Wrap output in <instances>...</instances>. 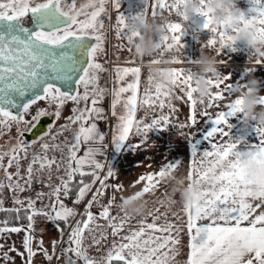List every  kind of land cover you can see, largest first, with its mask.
I'll return each mask as SVG.
<instances>
[{
	"label": "snow or ice",
	"instance_id": "1",
	"mask_svg": "<svg viewBox=\"0 0 264 264\" xmlns=\"http://www.w3.org/2000/svg\"><path fill=\"white\" fill-rule=\"evenodd\" d=\"M143 7L135 13L124 15L120 9L119 0H111L112 7L117 11L115 20V35L117 38L126 39L129 44L140 35L135 21L143 18L157 21L159 19L164 26V34L155 36L158 40L156 52L157 58L152 59L150 64H180L182 61L177 56L171 59H163L165 52L175 49L181 51L183 47L181 36L184 35V24L174 22L168 17L173 14L179 16L181 21H189L183 13L184 0H140ZM210 0H200V9L197 15L203 17V23L196 25L195 30L199 33L206 30L212 33L207 40L206 46L214 48L217 54L225 47L235 51L233 47L236 40L232 33L238 32V28H232L225 24L215 27L209 25L207 5ZM77 0H0V129L11 130L12 124L29 125L26 131H33L42 117L54 115L58 120L61 110L68 101L79 105L90 101L91 106L81 109L74 107L73 115L66 118V123L61 125L55 134L51 133L53 125L39 138L51 136L53 141L65 131H72V125H78L71 140L65 137L62 144L48 142L40 143L41 153H34L25 170L24 183H20V153L27 158V150L32 145L21 141L13 146L8 152H0V170L8 181L5 184L0 181V191L5 187L11 192H24L30 189L38 177H34L35 169L49 172L53 166L59 171L61 162H64L65 175L59 177L61 183L51 192L54 197L49 205L41 208L36 207L37 200L46 195L43 192L36 193V199L31 197L21 200L18 196L13 197V204L20 205L12 209H4L3 201L0 200V211L15 212L16 219H21L20 213L26 214L27 225L12 226L4 221L0 227L2 233L25 232L23 247L27 254L26 264H33V257L37 251L43 253L49 262L53 255L43 248V240L38 241L39 248L34 249L35 223L37 217H44L52 222L56 229L63 235L61 222L67 224L71 217L77 213L73 207L67 206L61 195L67 198L72 192L71 185L74 177L78 174L81 180L78 184L74 204L81 203L92 185L99 181V187L92 193L91 199L85 205L82 216L75 226L71 227L68 236L69 247L61 250V254L67 256L71 252L77 259L67 256L66 264H176L175 257L179 253L180 233L183 230L167 219L166 213H161L158 208L148 211L132 228L130 215L122 206L115 204V196L108 199L107 204L101 205V211L94 214L91 209L99 203L108 188L117 192L123 191L122 184H109L108 181L116 176L111 165L107 173L101 177L100 171L104 165L96 159L97 155L104 154V134L98 128L96 121L105 119L104 109L98 104L104 98L105 89L97 86L98 73L104 71L102 65L97 62V55L103 51L104 27L103 16L107 15L105 0H87L78 8ZM99 5V6H97ZM239 10L242 22L252 21L258 26V34L264 37V0H249L247 14ZM87 9H92L90 12ZM150 9V11H149ZM165 13L167 15H165ZM86 15V19H79ZM132 23L135 31H131L127 25ZM217 45H219L217 47ZM195 64V61H191ZM223 63V61H219ZM264 63V56L258 57L255 64ZM246 69V71H252ZM116 83L124 80L131 74L133 80L126 86L113 88L111 99V115L118 118V135L112 137V145L120 149L130 135L137 137L146 133L151 127H166L170 124V117L162 112L157 117L146 122L137 119V111L147 106L155 110L159 107L163 110L169 108L173 113L176 111L173 99L186 98L189 104V124L180 123L179 129L186 126L191 128L197 121V115L209 117L211 127L204 134V139L210 145V149L198 151L196 145L199 140L191 144V156L193 157L187 179L190 182L203 186V199L194 205H184L186 229L189 237L186 264H264V211L255 214L257 208L264 204V185L261 192L254 196L249 190V179L242 173V160L245 156L264 155V125H260L255 119H245L243 112L238 107V97L228 103H220L227 97L233 96L238 88L245 87L246 83H230L228 75L207 77L211 84L209 93L200 97L196 87L193 86V72L189 68L172 67L173 80L164 88L155 83V77L149 68L147 85L143 89V95L139 94L141 83L140 67L116 68ZM83 87V93L78 91ZM215 88V91L212 89ZM178 90L181 95H175ZM91 92V96H90ZM260 104L264 105V95L258 97ZM39 101H46L50 106L55 105V112L49 113L46 109H37L31 121L26 115ZM204 105L205 109L198 113L197 106ZM121 106L123 112L118 115L117 106ZM213 107L224 110L210 113L208 109ZM238 114H242L238 116ZM214 117V118H212ZM238 118L241 122V134L233 136L231 118ZM35 121L36 123H32ZM255 121V124L251 123ZM248 129H251L258 137L257 143H249L246 138ZM134 130V132H133ZM18 135L23 131L17 127ZM184 135L183 133H181ZM219 138V140H217ZM33 141L32 143H37ZM142 142V141H141ZM82 144H99L100 147H88L83 155H78ZM61 153L59 161L56 156L49 158V149ZM65 148L67 152L65 153ZM199 155V159L196 157ZM8 157L7 165L3 163L4 157ZM88 165L90 171H84ZM180 162L166 163L155 173L141 174L137 183H143L140 191L132 196H144L153 192L161 182V177L166 170H175ZM15 166L14 173L8 169ZM211 173L215 177V183L207 184V178ZM92 176L90 183H85L83 177ZM15 177V179H14ZM49 186L50 185H46ZM125 197L121 196V201ZM251 200L259 199L261 203L253 204ZM161 205L164 201L159 202ZM119 208L120 212L112 214V209ZM122 213V215L120 214ZM173 215H176L173 213ZM151 218V222L148 219ZM102 219L105 223L101 226L97 223ZM163 219V223L159 221ZM246 222V226L244 225ZM129 225L127 235H121L125 225ZM106 229H110L113 237L106 253L99 257H92L88 249L92 245L102 246L109 235ZM86 233L91 239V244L85 245ZM119 236L120 239L115 238ZM3 245H0L2 248ZM53 254L55 253L56 241H52ZM9 251H17L15 247ZM25 253L18 255L24 256ZM4 259H10L8 253H3Z\"/></svg>",
	"mask_w": 264,
	"mask_h": 264
},
{
	"label": "crops",
	"instance_id": "2",
	"mask_svg": "<svg viewBox=\"0 0 264 264\" xmlns=\"http://www.w3.org/2000/svg\"><path fill=\"white\" fill-rule=\"evenodd\" d=\"M86 3L87 0H77V3ZM120 2V11L124 15H129L140 10L143 5L140 3V0H119ZM235 5L240 10L244 11L247 14V10L249 8V0H235ZM92 9H87V11ZM88 11V12H89ZM115 13V17L118 14L114 9L112 10ZM150 11V9H149ZM113 13V12H112ZM165 15H167L165 13ZM85 16V15H83ZM112 16V15H111ZM172 21L181 22L184 24V35L181 36V43L183 47L180 52H177L175 49L169 50L165 52L163 59L169 60L172 56H177L182 63L180 64H164L160 63V67H179V68H189L192 70L193 74H201L200 66L195 63H191V61H197V59L202 55H208L210 57H214L216 60V68L217 71L221 73V75H228L230 77V83H246L249 76H254L260 81V95H264V63L255 64V61L258 57L251 55L250 49L243 41H236L234 44L235 51L230 48H223L219 54L215 51L214 48H209L206 46L207 40L212 37V33L201 30L199 33L196 32V25L203 23V17L199 15L194 16V20L196 25L193 24L192 20L189 21H181V18L176 15H172L168 17ZM157 23H161L159 19L156 21ZM112 42L114 46L110 47V55H107V64L110 67H114L112 70H108L107 66L104 69V89L105 94L104 98L98 104L99 107L104 109L105 119L96 121L98 124V128L105 136V140L103 142L107 147L104 148L103 155H97L96 159H98L103 165L104 168L100 171V176L103 177L107 171L109 164L116 172V176L114 178L109 179V184H122L123 191L117 192L113 188H108L105 192V195L100 198L99 203L95 204L91 211L94 214H97L101 211V205L107 204L108 199L115 196V204L119 205L121 203V196L129 197L134 193L140 191L143 187V183H137L134 187L130 186L133 182L137 181L141 174L147 173H155L161 166L166 163H176L180 162V165L173 170V174L176 179L174 180H164L161 179L158 187L151 193L145 194L143 196V200L147 202L146 211L143 215L133 216V219L130 221V225L132 228L137 226V222L144 216L148 211H152L156 208L159 209L161 213L167 214V219L169 222L182 227L183 230L180 233V245H179V253L175 257L176 264H186L188 249V241L189 237L187 234V229L185 227L187 217L183 212V200L181 197V187H186L190 181L187 179L188 172L190 170V166L193 160L191 156V144L190 141L194 142L195 140H199L200 143L196 145L198 151H204L208 148L210 149V145L204 139V134L211 127V121L209 117L197 115V121L191 128L185 127L183 129H179L178 125L180 123L189 124L188 116L190 114L189 104L186 102V98L182 99H173L172 103L176 109L173 113L169 108L165 107L161 110L159 107H156L155 110L148 109L147 106L144 108H140L137 111V119L144 120L146 122H151L152 119L157 118L161 112L164 115L170 117V124L166 127H151L146 133L137 137L134 134L130 135L129 140L126 141L123 145H121L120 149L117 150L114 145H112V137L114 134L118 135L117 124L118 118L113 117L111 115V99H112V90L113 88H119L121 86H126L127 83H131L133 77L131 74L125 76L124 80L116 83V68H124V67H140L141 68V83L139 87V94L143 95V89L147 85V76L149 72V65L152 59L157 58L158 53L154 52L151 56L139 57L138 59H134L133 54L135 49L133 47V43L129 44L126 39L117 38V36L113 35ZM219 45H217L218 47ZM110 58H109V57ZM219 61H223V63H219ZM252 71H246V69H252ZM206 77L213 76L211 73L204 74ZM195 86V83L193 84ZM216 89L213 88L212 91ZM175 95H181L178 90L174 91ZM198 95V94H197ZM239 93H234L233 96L227 97L224 101L220 103H228L231 102L232 99L238 97ZM260 107L258 106V110ZM198 113L204 111L205 106L199 105L197 106ZM224 110L221 108L213 107L208 109L210 113H215L216 111ZM118 115L123 112L121 106H117L116 109ZM242 114H238L240 116ZM214 118V117H212ZM230 122L233 124V128L231 129V134L233 136H237L241 134V122L238 118H231ZM257 122V121H256ZM251 123L255 124V121ZM258 123V122H257ZM134 132V130H133ZM183 133L184 135H182ZM246 138L249 143H257L258 137L255 136V133L248 129L246 133ZM219 140V138H217ZM142 141V142H141ZM99 144L85 145L82 144L80 146V151L78 155H83V152L87 150L88 147H100ZM199 155L196 159H199ZM84 171H90L88 165L84 166ZM92 176L84 181L85 183H90L92 181ZM183 181V185L178 184L177 181ZM99 181L96 184L92 185L91 190L87 193L84 200L79 204H74L73 201L76 197V192L78 187L74 193V197L67 206L73 207L76 209L83 205L82 214L84 213L85 205L88 200L91 199L92 193L96 191L99 187ZM250 202L255 206L256 204L261 203L259 199L251 200ZM164 201V204L161 205L159 202ZM54 201V200H53ZM260 211H264V204L261 205L260 208H257L255 214H259ZM119 208L114 207L112 209V214L116 215L119 213ZM175 213L176 215H173ZM79 220H82L86 217L82 216ZM122 215V213H120ZM73 218L71 217L67 223V237L63 238V240L59 243L58 240L61 237V233L56 229L55 225L46 220L44 217H37L35 223V232L34 239L32 241L33 248L38 249L39 244L38 241L43 240V248L46 249L50 255H53L52 260L49 262L45 259L42 252L37 251V254L33 257V264H66L67 256H71L73 259H77L71 252L67 254V256L61 254V250L69 247L68 244V236L71 231V227L75 226L76 222H73ZM148 222H151V218L148 219ZM163 223V219L159 221ZM97 223L101 226L104 225V221L102 219H98ZM64 224V223H63ZM26 224H13L8 225L12 226H24ZM66 225V224H65ZM4 225H0L3 227ZM246 226V222L244 225ZM129 230V225H125V228L122 229L121 235H127ZM106 232L109 233L107 239L103 242L102 246L92 245L88 249V254L92 257L99 258L103 256L107 249L110 247L113 237L110 235V229H106ZM25 232L20 233H2L0 234V245H3L0 248V264H26L27 254L25 253V249L23 247V238ZM119 240L120 237L117 236L115 238ZM52 241H56L55 253L53 254ZM91 244V239L88 237L86 233V241L85 245ZM15 247L17 251H9V249ZM7 252L10 259H4L3 253ZM19 253H25L24 256L18 255ZM78 264H83L82 261H78Z\"/></svg>",
	"mask_w": 264,
	"mask_h": 264
},
{
	"label": "clouds",
	"instance_id": "3",
	"mask_svg": "<svg viewBox=\"0 0 264 264\" xmlns=\"http://www.w3.org/2000/svg\"><path fill=\"white\" fill-rule=\"evenodd\" d=\"M108 0H105V5ZM209 15V25L215 27L220 24H225L232 28H238L239 31L232 33L233 39L236 41H243L250 49V54L256 57L264 56V37L258 34V26L255 22H242L239 10L234 7V0H210L207 5ZM200 9V0H184L183 13L186 17L192 20ZM136 28L139 29L138 35L133 47L135 54L138 57L151 56L157 50L158 40L155 36L164 34V26L156 21L139 19L135 21ZM127 27L131 31H135L132 23ZM200 66L201 74H193L195 87L200 97L206 96L211 84L208 78L204 75L211 73L213 76H220L221 73L217 71L216 60L214 57L202 54L196 61ZM155 83L161 88L166 87L174 78L171 67H160L159 64H150ZM239 93L238 98L240 104L238 107L244 114L245 119H255L260 125H264V106L260 104L258 99L260 95V81L254 76H249L245 87L236 90ZM242 173L250 181L248 187L254 196H258L261 192V185H264V155L245 156L242 160ZM164 180L176 179L173 170H166L165 175L161 177ZM178 184L183 185V181H177ZM215 183V177L209 173L207 184ZM181 197L184 205H194L203 199V186L194 182H190L186 187H181ZM123 208L133 216L143 215L146 211L147 202L143 200V196H129L122 201Z\"/></svg>",
	"mask_w": 264,
	"mask_h": 264
},
{
	"label": "rangeland",
	"instance_id": "4",
	"mask_svg": "<svg viewBox=\"0 0 264 264\" xmlns=\"http://www.w3.org/2000/svg\"><path fill=\"white\" fill-rule=\"evenodd\" d=\"M66 2L71 3V0H66ZM81 4H83V3L82 2L77 3L76 6L79 8ZM97 6H99V5H97ZM105 7L107 9V15L102 17L104 20V27H103V29H101V31L104 34L103 51L98 53L96 59H97V62L102 65L103 69L106 68V67H104V65L107 66V73H108V70H110V69L112 70L114 68V67H110V65L107 64V55L110 52V47L114 46V43L112 42V37L115 33L114 26H115L116 17H115L114 11H112V10H114V8L112 7L111 0H108V3L105 5ZM86 18H87L86 15L85 16L81 15L79 17V19H86ZM109 55H110V53H109ZM98 77H99V79L97 81V86L99 88L104 89V87H103L104 86L103 77H105L104 71L99 72ZM83 90H84L83 87H80L78 89V91H80L81 93H83ZM90 96H91V92H90ZM86 106H88V107L91 106L90 101L87 103V105L85 104L84 101H81L79 103V105L74 104L72 101H68L61 110L60 118L57 120L54 115L46 116V117H48V121L45 123V129L43 131L37 133L36 136H34V137L26 138L24 135H22V136L18 135V132H17V127H19L23 132H28L25 129L28 127H31V124H29V125L20 124L19 126H17L15 123H13L10 131L7 129H0V152H8L13 146L17 145L21 141H26L32 145L27 150V158H23L24 157L23 152L20 153V156L22 157V159L20 161V164H21L20 173H21V177H22V179H20L21 184L24 183L23 178H25V170L27 168L28 163L30 162V160L32 158V155L34 153H41L42 152V150L40 148V143L48 142L49 144H52V143L62 144L63 141L65 140V137H67L69 140H71L73 135H74L75 130L78 128V125H72L71 126L72 131L63 132L61 135L56 137L55 141H53L51 139V136L45 137L44 140H40L39 138L44 134V132L49 130V125H53V127L51 128V133L55 134L57 132V130L59 129V127L66 123V118L73 115L72 109L74 107H78V108L83 109ZM38 108L39 109H46L49 113H53L56 110L55 105L50 106L46 101H39L35 106H33V108L30 111V114L26 115L25 118L27 120L31 121L32 116H34L36 114V111ZM43 119H46V118H43ZM32 123H35V121H32ZM33 141H38V142L33 144L32 143ZM66 152H67V148H65V153ZM47 155L49 156V158H51L52 156H56L58 162H60L59 157H60L61 153L59 151H55V150H52L50 148ZM7 162H8V157L5 156L3 163L5 165H7ZM37 168H38V165L34 166V177H38V180L34 181L32 187L30 189H28L24 192L14 193V192L9 191L8 188L5 187L2 191H0V200L3 201V205H2L3 208L20 207V205H14L13 204V197L14 196H18L21 200H25V198H27V197H31L32 199H36V193L37 192H43L46 194L43 197L42 201L37 200V203H36L37 208H41L45 205H49L55 199L50 194L55 189V187L61 183L59 177L63 176L65 179H67V177L65 175L64 162H61V168L59 171H57L55 166H53L52 171H51V179L50 180H49V172L47 169H45L42 172H38L35 170ZM8 171L14 173L16 171L15 166L9 168ZM76 177L81 179V177L79 175H77ZM90 177H91L90 175H86L83 177V180L87 181ZM14 179H15V177H14ZM0 181H3L5 184L8 183V181L4 177V173L2 170H0ZM46 185H50V187L46 186ZM77 187H78V185L76 186V189H77ZM76 189H75V191H76ZM73 197H72V199H73ZM61 199H62V195H61ZM71 201H70V203H71ZM82 209H83V205H80L76 209L77 214L74 216L73 222H76L80 219L81 214H82ZM62 226L63 227H61V228H63V235H61L60 239L58 240L59 243L63 240V238L67 237V224L65 225L62 223Z\"/></svg>",
	"mask_w": 264,
	"mask_h": 264
},
{
	"label": "trees",
	"instance_id": "5",
	"mask_svg": "<svg viewBox=\"0 0 264 264\" xmlns=\"http://www.w3.org/2000/svg\"><path fill=\"white\" fill-rule=\"evenodd\" d=\"M76 176L74 177L73 184L71 185L73 193L75 192L76 186L79 184V181L81 180ZM4 209H12V208H4ZM16 216H17V214L15 212L0 211V225H4L3 224L4 221H7V225L26 224L27 223V220L25 218L26 214L23 211H21V213H20L21 219L17 220ZM60 227H63L62 222L60 224Z\"/></svg>",
	"mask_w": 264,
	"mask_h": 264
},
{
	"label": "water",
	"instance_id": "6",
	"mask_svg": "<svg viewBox=\"0 0 264 264\" xmlns=\"http://www.w3.org/2000/svg\"><path fill=\"white\" fill-rule=\"evenodd\" d=\"M46 118V119H43ZM48 121V117H42L40 121L37 123V127L33 131L23 132V135L26 138L34 137L37 133L43 131L45 129V123ZM36 123V122H35Z\"/></svg>",
	"mask_w": 264,
	"mask_h": 264
},
{
	"label": "built area",
	"instance_id": "7",
	"mask_svg": "<svg viewBox=\"0 0 264 264\" xmlns=\"http://www.w3.org/2000/svg\"><path fill=\"white\" fill-rule=\"evenodd\" d=\"M133 57H134L135 60L139 58V57L135 54V52H134V54H133ZM73 196H74V194L71 192L70 196L67 197V198L63 197V195H62V199H63L64 203H65L66 205H68V204L70 203V201L72 200V197H73Z\"/></svg>",
	"mask_w": 264,
	"mask_h": 264
}]
</instances>
